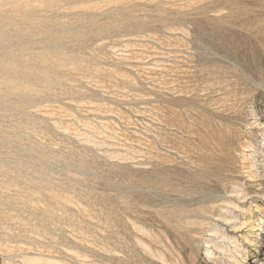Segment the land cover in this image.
<instances>
[{"label":"rangeland","instance_id":"374dc122","mask_svg":"<svg viewBox=\"0 0 264 264\" xmlns=\"http://www.w3.org/2000/svg\"><path fill=\"white\" fill-rule=\"evenodd\" d=\"M0 264H264V0H0Z\"/></svg>","mask_w":264,"mask_h":264}]
</instances>
